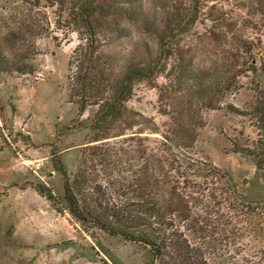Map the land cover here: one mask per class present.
I'll return each instance as SVG.
<instances>
[{
  "label": "rangeland",
  "instance_id": "obj_1",
  "mask_svg": "<svg viewBox=\"0 0 264 264\" xmlns=\"http://www.w3.org/2000/svg\"><path fill=\"white\" fill-rule=\"evenodd\" d=\"M102 1L114 13V30L100 39L102 53L119 66L153 60L157 33L186 18L192 5ZM70 2L63 0L57 9L47 0H0V264H146L141 245L72 217L63 177L54 167L60 161L68 174L75 173L84 147L97 143L89 127L97 107L90 99L80 113L72 88L80 40L66 23ZM246 44V60H255L256 74L244 72V56L231 58ZM173 49L151 82L134 86L127 108L149 121L137 119L142 124L134 122L132 131H149L151 119L164 126L168 118L160 113L159 97L179 85L182 73L194 69L209 86L239 75L238 90H226L216 97L217 109L201 112L203 126L190 152L226 171L252 211L239 221L236 262L264 264V0H199L192 30ZM123 125L115 132L128 128Z\"/></svg>",
  "mask_w": 264,
  "mask_h": 264
},
{
  "label": "trees",
  "instance_id": "obj_2",
  "mask_svg": "<svg viewBox=\"0 0 264 264\" xmlns=\"http://www.w3.org/2000/svg\"><path fill=\"white\" fill-rule=\"evenodd\" d=\"M47 1L57 9L63 5V0ZM190 1L186 18L157 33L153 60L119 66L102 53L100 40L114 30L110 5L102 0H71L66 23L80 40L73 55L72 88L80 113L90 99L97 107L89 124L95 134L91 142L97 143L84 147L75 173L68 174L60 161L54 167L63 177L64 201L72 217L83 226L141 245L148 252L146 264H213L208 255L238 264L239 221L252 211L238 196L232 177L212 162L194 157L190 149L203 126L201 112L217 109L216 97L226 90H238L239 75H227L226 85L219 79L209 86L200 83L194 69L182 73L179 85L159 97L160 113L168 118L163 127L151 119L149 131H132L136 122L149 119L127 108L134 86L151 82L162 58L192 30L199 0ZM246 47L239 46L240 52L231 58L246 60L250 54ZM245 60L244 72L256 74L255 60ZM126 116L134 121L126 123ZM120 123L128 128L115 132Z\"/></svg>",
  "mask_w": 264,
  "mask_h": 264
}]
</instances>
